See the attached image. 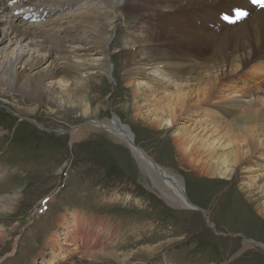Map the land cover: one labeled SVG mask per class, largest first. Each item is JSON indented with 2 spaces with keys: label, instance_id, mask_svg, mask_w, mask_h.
<instances>
[{
  "label": "rangeland",
  "instance_id": "rangeland-1",
  "mask_svg": "<svg viewBox=\"0 0 264 264\" xmlns=\"http://www.w3.org/2000/svg\"><path fill=\"white\" fill-rule=\"evenodd\" d=\"M116 14L121 29L136 16L121 9ZM110 35L108 71L81 69L67 92L59 77L48 76L45 101L31 103L26 80L0 76V206L12 203L0 211V264L68 261L65 247L55 245L58 257L48 248L54 234L108 264H134L142 253L149 258L137 264H264V160L243 161L229 176L210 174L202 162L229 137L225 117L212 104L250 94L264 98V72L245 67L212 92H194L184 111L183 102L146 80L127 83L122 33L111 29ZM6 54L0 51V61ZM170 105H176L174 118ZM115 115L157 167L179 177L199 209L177 206L170 194L173 203L161 197L129 147L95 126ZM244 237L259 246L244 245Z\"/></svg>",
  "mask_w": 264,
  "mask_h": 264
},
{
  "label": "bare ground",
  "instance_id": "bare-ground-1",
  "mask_svg": "<svg viewBox=\"0 0 264 264\" xmlns=\"http://www.w3.org/2000/svg\"><path fill=\"white\" fill-rule=\"evenodd\" d=\"M119 9L136 15L132 25L123 29L117 27ZM52 14L57 16L46 20ZM111 29L116 34L121 31L123 36L120 56L124 66L129 68L125 74L127 83L138 77L146 80L155 89L166 91L168 96L183 102L180 108L184 111L190 106L186 100L194 92H212L227 76L245 67L264 72V0H0V51L9 52L6 61L0 62L11 67L7 73L1 65L0 76L13 75L26 80L33 104L45 101L42 95L46 89L44 79L48 76L59 77L64 84L60 85L67 92L69 82L81 69L108 71ZM52 37L58 42L52 43ZM206 105L204 107H208ZM212 105L209 108L218 109L225 117L226 132L223 133L229 137L202 161L209 173L229 176L243 161L264 160V98L250 94L248 100L229 98ZM175 107L169 106L172 118ZM166 121L171 127L172 119ZM95 126L110 132L129 147L143 172L158 186L161 197L173 203L168 198L170 194L177 206L194 209L193 203L184 196L179 177L154 166V161L135 144L128 126L116 115L108 121H96ZM177 143L183 147V152H189L182 140ZM11 206L10 201L5 206L1 204L0 211ZM260 213L264 214V203ZM73 225L67 226L68 229ZM73 230L83 235L82 231ZM94 239L99 241L97 237ZM242 239L244 245H258L245 237ZM62 240L54 234L47 242L57 257L58 249H68L62 252L68 261L57 260L55 264L109 263L94 252L76 251L71 239L66 243ZM147 255H137L133 263L145 261L149 258ZM72 256L76 258L74 262L69 261ZM40 257L46 261L44 252Z\"/></svg>",
  "mask_w": 264,
  "mask_h": 264
},
{
  "label": "water",
  "instance_id": "water-1",
  "mask_svg": "<svg viewBox=\"0 0 264 264\" xmlns=\"http://www.w3.org/2000/svg\"><path fill=\"white\" fill-rule=\"evenodd\" d=\"M113 118V117H112ZM154 163V162H153ZM154 166H156V164L154 163ZM192 206L191 207H193V208H196V206H194L193 204H191ZM247 240V239H246ZM253 243H256V242H254V241H252Z\"/></svg>",
  "mask_w": 264,
  "mask_h": 264
},
{
  "label": "snow or ice",
  "instance_id": "snow-or-ice-1",
  "mask_svg": "<svg viewBox=\"0 0 264 264\" xmlns=\"http://www.w3.org/2000/svg\"><path fill=\"white\" fill-rule=\"evenodd\" d=\"M257 2H259V0H257ZM241 15H243L244 13H240Z\"/></svg>",
  "mask_w": 264,
  "mask_h": 264
}]
</instances>
